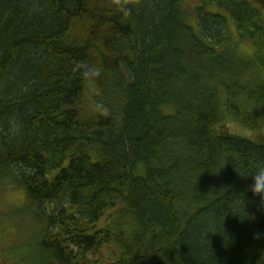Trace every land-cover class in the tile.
Here are the masks:
<instances>
[{
	"label": "trees",
	"instance_id": "trees-1",
	"mask_svg": "<svg viewBox=\"0 0 264 264\" xmlns=\"http://www.w3.org/2000/svg\"><path fill=\"white\" fill-rule=\"evenodd\" d=\"M263 10L0 0V264H264Z\"/></svg>",
	"mask_w": 264,
	"mask_h": 264
},
{
	"label": "rangeland",
	"instance_id": "rangeland-1",
	"mask_svg": "<svg viewBox=\"0 0 264 264\" xmlns=\"http://www.w3.org/2000/svg\"><path fill=\"white\" fill-rule=\"evenodd\" d=\"M198 2H199V0H185V6L192 8ZM246 50L250 51L247 48H246ZM227 126H228L227 127L228 130H230L231 132L238 134L240 136H244L246 138H250V139H254V140L264 139V127H262V129L258 132H253V131L246 129L243 125H240L236 121H233L232 118L228 119ZM6 190H7L6 188H0V200L3 201V202H0V220L4 216L7 217L4 214L15 213V211H17L19 209V203L17 201H15L13 198H11V196L6 192ZM11 215H14V214H11ZM20 219H22V218L17 217L16 221H20ZM27 220L29 221L31 219L27 218ZM28 234H30V233H28ZM7 239L9 240L10 243H13V244L17 243V241L11 240L8 237H7ZM26 248L34 249L31 246H27ZM100 255H101V257L105 258L104 263H106L108 260V257L106 255H108V253L106 251H102V253ZM20 262H22V263L24 262V264H30L31 259L30 258L26 259L24 257Z\"/></svg>",
	"mask_w": 264,
	"mask_h": 264
},
{
	"label": "clouds",
	"instance_id": "clouds-1",
	"mask_svg": "<svg viewBox=\"0 0 264 264\" xmlns=\"http://www.w3.org/2000/svg\"><path fill=\"white\" fill-rule=\"evenodd\" d=\"M251 176L253 184L250 186V190L255 195L261 196L264 199V163H260L247 177Z\"/></svg>",
	"mask_w": 264,
	"mask_h": 264
}]
</instances>
